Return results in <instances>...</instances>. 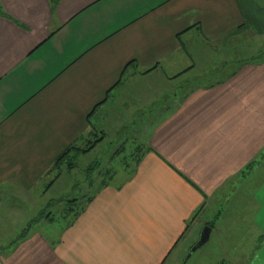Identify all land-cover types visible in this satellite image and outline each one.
Returning a JSON list of instances; mask_svg holds the SVG:
<instances>
[{
	"label": "crops",
	"instance_id": "1",
	"mask_svg": "<svg viewBox=\"0 0 264 264\" xmlns=\"http://www.w3.org/2000/svg\"><path fill=\"white\" fill-rule=\"evenodd\" d=\"M239 34L264 36V0H0V185L40 182L68 143L101 134L108 109L134 113L119 128L159 102L144 91L173 97L130 174L98 184L58 235L0 249V264H182L221 218L220 193L264 163V55L190 83L197 41L237 54ZM260 181L245 202L257 243L232 264H264ZM211 202L215 219H201Z\"/></svg>",
	"mask_w": 264,
	"mask_h": 264
},
{
	"label": "rangeland",
	"instance_id": "2",
	"mask_svg": "<svg viewBox=\"0 0 264 264\" xmlns=\"http://www.w3.org/2000/svg\"><path fill=\"white\" fill-rule=\"evenodd\" d=\"M239 35L237 54L232 53L233 49L230 47L211 49L207 45L205 48L198 40L199 47L194 48L193 52L197 56L200 55L197 58L201 59L196 61L195 65L197 77H194L190 83H215L221 74L236 66L232 58L264 55V36ZM147 82L145 79L141 81L142 88ZM137 85L139 86V81ZM180 87L184 90L188 85ZM183 90L180 92L182 93ZM176 94L178 95L179 92ZM143 95L149 101L157 99L159 102L144 105L141 113H135V120L125 122V126L119 128L116 124L122 121L123 116L132 117L134 113H125L118 108L108 109L106 118L102 120V125L100 124L101 134L96 127L94 133L89 130L84 134L86 135L84 139L76 142L78 147H85L97 139L95 146L86 152L73 147L63 158L64 164L52 168L50 172H43L40 175V182L29 189L16 192L14 189L17 187L1 183L4 185H0V187L3 186L0 188V247L9 245V242L20 237L22 232L26 234L28 231L38 230L51 237L58 235L71 219L76 208L85 201V198L94 193L93 191H96L98 184L105 181L117 183L130 174L134 167L135 156L149 147L148 140L154 124L165 119L170 113L169 108L172 107V104H170L171 107L167 106L170 98H173L172 93L163 97L161 94L154 97L153 95L145 96L146 91H144ZM92 119L95 123L97 122L95 114ZM99 135L101 137L103 135V139L98 138ZM66 163L69 166H66ZM248 170L250 169L246 168L245 171ZM56 175L57 177L48 185V182ZM263 175L264 163L256 164L251 174L239 184L234 182L232 186L234 190L230 189V180L228 181L230 186L228 193L226 196L225 193L224 195L220 193V198L216 201L220 204L219 207L225 204V207L220 208L221 218L212 227L208 241L185 259L188 250L186 251L182 264H214L220 262L223 256H226V261L232 264L238 259L234 257L237 252L252 251L257 243L256 229L253 230L248 226L249 215L245 202L247 195L253 194L256 190L255 186L261 182ZM73 199H77V202ZM206 208L201 219H215L218 205L212 206L211 202Z\"/></svg>",
	"mask_w": 264,
	"mask_h": 264
},
{
	"label": "trees",
	"instance_id": "3",
	"mask_svg": "<svg viewBox=\"0 0 264 264\" xmlns=\"http://www.w3.org/2000/svg\"><path fill=\"white\" fill-rule=\"evenodd\" d=\"M97 104H98V103H96L95 107L97 106ZM95 107H94V108H95ZM88 114H90V112H89ZM91 131H92V133H94V132H95V128H92ZM85 136H86V135H85ZM85 136L82 135V136H80L78 139H79V140H82V139H84ZM100 137H101V136H100ZM85 140H86V139H85ZM96 141H97V139H96ZM96 141H94L93 143L90 142L89 145H87V146H85V147H78L79 145H76V142H70V143H68V144L62 149V151L59 152V153L56 155V157L53 159V161H52V165H51V167L48 169V172H50V170H51L52 168H54V167L57 168V167H60L61 164H64V163H65V159H63V158L66 157V154H68V153L70 152V150H71L73 147H77V148H79L80 151H85V152H86V151H89L91 148H93V147L95 146ZM139 148H140V147H139ZM77 154H78V153H77ZM141 154H142V153H139L137 156H135L136 159H135L134 166L136 165V163H138V161H139V159H140V157H141ZM61 159H63V161H61ZM68 162H69V164H70V161H69V160H68ZM69 164L66 163V166H69ZM250 164H251V163H249L248 166H250ZM133 168H134V167H133ZM133 168H132V170H133ZM57 173H59V172H57ZM57 175H58V174H57ZM57 175L54 176V177L48 182V185H50V183L55 179V177H57ZM105 182H106V181H105ZM89 197H90V196H89ZM89 197H87V198H89ZM73 201H74V202H77V199H73ZM83 205H84V204H80V206L76 208V210H75V211L73 212V214H72L71 219H73V218H74V217H75V216L81 211ZM71 219L68 220V222L66 223L65 226H67V225L70 223ZM206 223L209 224L210 226L213 225V221H212V222H211V221H207ZM23 233H24V232L21 233L20 237H17L15 240H12L11 242H9V245H11L12 243L16 242L18 239L22 238V237L25 235V234H23ZM9 245L6 244L5 246L0 247V249H4V248L8 247Z\"/></svg>",
	"mask_w": 264,
	"mask_h": 264
},
{
	"label": "water",
	"instance_id": "4",
	"mask_svg": "<svg viewBox=\"0 0 264 264\" xmlns=\"http://www.w3.org/2000/svg\"><path fill=\"white\" fill-rule=\"evenodd\" d=\"M211 229H212V227H211L209 224H207V223H205V224L202 226V228H201V230H200V232H199V236H198V238H197L196 241H195V242L189 247V249H188V253H187V255L185 256V259L188 258V257L191 255V253H192L195 249H197L198 247L202 246L203 244H205V243L208 241L209 236H210Z\"/></svg>",
	"mask_w": 264,
	"mask_h": 264
}]
</instances>
